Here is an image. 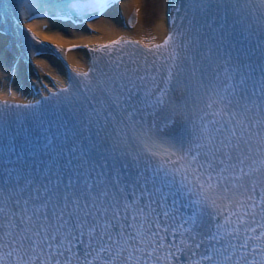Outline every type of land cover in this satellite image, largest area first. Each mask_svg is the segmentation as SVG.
I'll use <instances>...</instances> for the list:
<instances>
[{
    "label": "snow or ice",
    "instance_id": "snow-or-ice-1",
    "mask_svg": "<svg viewBox=\"0 0 264 264\" xmlns=\"http://www.w3.org/2000/svg\"><path fill=\"white\" fill-rule=\"evenodd\" d=\"M115 3L0 0V39L15 17L25 55H57L20 17ZM171 13L162 43L113 40L58 91L0 103V264H264V0Z\"/></svg>",
    "mask_w": 264,
    "mask_h": 264
},
{
    "label": "bare ground",
    "instance_id": "bare-ground-1",
    "mask_svg": "<svg viewBox=\"0 0 264 264\" xmlns=\"http://www.w3.org/2000/svg\"><path fill=\"white\" fill-rule=\"evenodd\" d=\"M143 2L144 9H148L147 11L150 12V17L147 20L149 22L148 30L143 31L141 29L140 0H123L107 10L103 16L93 22L98 26L96 29L98 33L76 30L73 35H67L64 31L65 28H68L67 25L60 22L50 24L49 28L53 26L55 30H58V34L55 36L58 38L57 42L68 46L102 43L116 37H130L139 39L141 42H153L154 39L161 40L165 35V10L168 0H144ZM130 13L136 15L135 28L133 29L127 28L125 24ZM5 27L8 32V40L5 37L0 39V90L11 86L20 93V95L17 94L16 100L32 101L35 99L33 94L36 90L40 89L45 92L46 87L43 83L48 85L46 82L48 75H52L56 70L64 72L66 66L60 59H33L31 54L25 55L20 44L19 32L15 29V19H11ZM39 33V36L44 39L49 30L46 31L41 27ZM62 35L72 37V40H64L61 38ZM53 38L51 40H54ZM78 49H75L73 53H68L70 63L75 66L81 65V62L74 58L76 54L81 52ZM13 66H15V71L12 69ZM52 85L57 88V84L52 83Z\"/></svg>",
    "mask_w": 264,
    "mask_h": 264
},
{
    "label": "rangeland",
    "instance_id": "rangeland-1",
    "mask_svg": "<svg viewBox=\"0 0 264 264\" xmlns=\"http://www.w3.org/2000/svg\"><path fill=\"white\" fill-rule=\"evenodd\" d=\"M144 0H140V16L141 17V21H142V25H141V28L144 30H147L148 29V26H145V20H148L149 18V15H150V12L147 11L148 9H144ZM90 28L94 29V31L97 29V24H94L92 23L90 26ZM74 31L75 30H72V29H68V33L70 34H74Z\"/></svg>",
    "mask_w": 264,
    "mask_h": 264
}]
</instances>
